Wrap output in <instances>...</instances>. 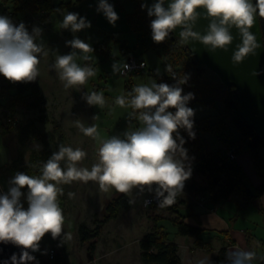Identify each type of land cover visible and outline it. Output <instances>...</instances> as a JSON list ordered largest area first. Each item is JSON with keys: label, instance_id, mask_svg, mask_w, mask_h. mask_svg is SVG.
<instances>
[{"label": "clouds", "instance_id": "9594fccd", "mask_svg": "<svg viewBox=\"0 0 264 264\" xmlns=\"http://www.w3.org/2000/svg\"><path fill=\"white\" fill-rule=\"evenodd\" d=\"M165 4L166 0H157L151 7L141 5L142 9L147 8L149 17H154L150 27L151 38L156 43L165 42L179 27L178 37L182 43L199 42L212 53L217 50L227 52L235 39L232 29L236 28L241 43L232 52L234 66L264 46L251 31L256 18H264V0H169L167 6ZM96 10L113 26L119 20L109 0H98ZM62 15L61 27L74 34L73 39L65 42L72 51L57 55L52 67L63 86L70 89L85 85L96 75L90 63L93 57L89 54L95 50L90 43L75 35L91 28V21L76 12L62 11ZM201 18L209 21L203 33L196 30ZM42 31L33 27L29 32L25 23L17 25L9 16L0 15V74L11 82H32L38 78L41 57L48 55ZM78 59L86 63L80 64ZM112 69L113 74H123L119 62H114ZM123 69L130 70V66L124 64ZM166 71L172 73L170 65L166 66ZM172 78L176 80L175 84L153 81L150 85L134 86L126 95L116 97V105L133 110L129 113V127L101 142L99 161L90 169L78 166V162L87 156L84 150L60 144L58 150L43 162L38 175L18 171L10 178L8 190L0 191V242H11L21 248L19 255L11 256L10 264H39L32 253L40 250V242L48 233L53 239L62 236L64 243L67 235H62L65 216L58 203V197L64 194L62 184L97 181L101 190L114 189L120 193L138 186H148L151 192L155 186L160 207L172 205L183 193L185 182L192 176V158L184 147L186 140L179 130L184 129L195 138V110L188 106L195 94H183L182 85L187 83L188 76L178 79L172 74ZM81 92V98L89 106L103 108L105 105L102 91ZM96 119L98 115L92 117V120ZM132 119L139 121L138 127H131ZM75 126L85 136L99 138L96 124L86 127L77 119ZM36 148L39 150L40 145ZM140 191L143 192L144 188L140 187ZM68 196L72 198L74 193L69 192ZM226 258L229 264H253L257 259L264 261V256L258 257L256 251L242 248L228 250ZM198 264L210 262L205 258Z\"/></svg>", "mask_w": 264, "mask_h": 264}, {"label": "rangeland", "instance_id": "374dc122", "mask_svg": "<svg viewBox=\"0 0 264 264\" xmlns=\"http://www.w3.org/2000/svg\"><path fill=\"white\" fill-rule=\"evenodd\" d=\"M13 1L15 0H0V9L13 6ZM64 1L70 2L71 0ZM72 1L76 2V0ZM109 3L114 5L119 15L115 26L110 24L102 13L97 12L98 0H84L80 5L63 11L79 13L80 16L91 21V28L84 29L75 35L90 43L95 50L94 53L89 54L93 57L90 63L95 68L96 75L89 78L85 85L70 89L63 86V82L60 81L56 70L52 67L57 55L68 54L72 51L65 42L73 39L74 34L61 27L62 12L52 15L47 21L43 20L44 15L24 14L20 16L22 22L32 21L34 27L43 30L42 39L47 45L48 55L41 57L38 81L42 94L48 102V123L38 122L37 126L43 136L53 135L55 140L52 145L55 151L58 150L60 144L84 150L87 156L78 162V166L89 169L98 162L97 153L101 142L113 135L123 133L129 127V113L133 110L130 107L121 108L116 105V97L126 95L137 85H150L153 81L160 83V79L168 75L166 71L167 56H169L167 50L155 48L153 43L156 44V42L150 35L142 36L148 33L147 31L150 32V23L154 17H149L148 12L137 7L132 0H109ZM182 47L180 43H177L176 48L179 51L183 49ZM127 51L131 54L128 58L136 57L144 61L147 64V69L133 77H123L120 73L113 74V63L119 62L122 69L124 61L128 59L125 56ZM77 62L86 63L79 59ZM225 88L219 84V78L207 69L201 86V95L204 97L193 104L196 121L210 118L212 122H218L227 117L228 114L225 113L226 109L222 103ZM81 91L89 93L102 91L106 101L103 108L89 106L81 98ZM2 101L6 103L7 99ZM94 115H98V119L92 120ZM39 117V112H27L24 109H19L17 115V119L22 125H27ZM77 119L81 120L86 127L93 123L96 124L99 138L93 139L85 136L75 126ZM227 122L231 125L230 118H227ZM130 124L132 128H136L139 126V121L132 119ZM232 135L233 140L239 139V133L233 127ZM201 137L208 151L215 152L223 148V144L215 133L204 132L201 133ZM36 145H40V149L43 147L41 142L33 139L27 143L28 150H22L17 131L5 137L0 135V191L8 190V181L13 176L8 165L16 160L23 151L24 159L28 161L31 154L30 148H36ZM242 153L247 154L248 151L245 149ZM242 153L239 158L243 157L242 163H245L248 171L247 186L254 188L253 174H256L254 165L249 155ZM191 183L199 186L204 183V180L191 176L185 182L183 193L178 196L179 200L184 203L179 204L178 210L180 216L186 219V224L194 226L196 222H193V216L188 214L190 196L192 195L189 190ZM64 186L67 199L61 206L65 216L62 235H67L64 243L62 236L53 239L51 233L45 235L40 242V250L34 252L41 256L38 260L39 264H144L140 257L139 241L153 231L156 217L163 218L158 222V225L163 227L171 240L177 241L178 236L175 235L177 229L172 220H180L179 215L168 210L159 211L145 208V199L155 193V186H152L151 192L148 191V186H138L126 193L133 201L132 208L123 210L118 219L102 225L98 238L83 243L79 235V226L85 223L89 228L94 229L100 225V221L106 218L105 191L100 189L97 181L86 183L73 181L70 184H64ZM140 187L144 188L143 192L140 191ZM69 192L74 193L72 198H69ZM252 206L240 212L241 218L239 222L235 221L237 224L235 227L239 230L242 227L252 229L263 237L264 217L257 209L258 203H254ZM233 213L237 215V212ZM253 227L259 228V231ZM92 244L95 245L94 250H91ZM183 249L184 247H182ZM51 250L55 252V259L52 261L44 257L46 252ZM185 253L186 249L184 257Z\"/></svg>", "mask_w": 264, "mask_h": 264}, {"label": "trees", "instance_id": "16d2710c", "mask_svg": "<svg viewBox=\"0 0 264 264\" xmlns=\"http://www.w3.org/2000/svg\"><path fill=\"white\" fill-rule=\"evenodd\" d=\"M132 1L136 3L137 7L142 9L141 0ZM83 2L84 0H76V2L72 0L70 2H65L64 0H15L12 3L13 6L0 9V15L9 16L17 25L22 22L20 16L24 14L32 16L44 15L43 20L47 21L52 15L80 5ZM260 21L264 34V18H260ZM23 23L31 32L34 23L32 21ZM147 32L142 36H151V30ZM177 43L183 46L180 51L176 48ZM153 44L155 48L167 50L169 56H167L166 65H170L172 68V73L168 72L167 76L160 79V83L175 84L176 80L172 78V74H175L178 79L183 78L185 75L188 76L187 83L182 85L183 94L188 92L195 94V99L188 104L189 107L193 108V104L204 97L201 95V86L207 69L199 70L198 63L188 48L179 39H173L172 35L165 42ZM130 55L129 51L125 54L127 58ZM219 84H221L220 81ZM4 99H7L6 103L2 101ZM222 103L226 109L225 113L228 114L227 117L218 122H212L210 118L199 121L194 119V139L188 135L186 130H179L186 140L184 147L188 150L189 157L192 158L190 160L192 176L200 177L204 180V183L199 186L193 183L191 189H195L199 195L209 197L215 204L228 200L235 193H239L247 203H250L264 195V140L239 115L237 91L234 88H225ZM19 109H24L27 112H39L40 117L27 125H22L17 119ZM170 110L175 111L174 109ZM47 111V98L42 94L38 78L32 82H11L0 74V135L5 137L17 131L22 150L27 149V143L33 139L41 142L43 146L39 150L30 148L31 154L28 161H25L23 151L16 160L11 162L8 168L12 175L18 171L29 175H38L43 162L47 161L55 151L52 145L55 140L53 135L50 137L43 136L37 126L38 122L48 123ZM227 118L231 119V125L227 122ZM232 127L239 133V139L237 140H233ZM204 132H213L217 138H225L224 143L229 145L230 149L236 151L235 159H232L224 148L215 152L208 151L201 137V133ZM245 149L248 151L255 171L261 180V184L257 188H253V186L249 188L247 186L249 182L248 175L238 159ZM97 160L99 161L98 153ZM60 186L63 188L64 194L58 197V203L62 206L67 199V195L64 184ZM23 191L26 193L27 189L25 188ZM176 201L179 202L177 203ZM23 203L25 208H27L26 198L23 199ZM183 203L177 196L172 205L165 206V210L179 215L180 220H172L174 227L177 229V235L198 238L204 230L185 223V218L180 216L178 210L179 204ZM132 206V199L126 193H120V195L107 203L106 218L100 221L98 227L91 229L85 223L79 226L81 241L86 243L98 238L101 234L102 225L118 219L123 210L130 209ZM161 219L163 218L156 217L153 231L139 241L141 260L144 264H183L179 254V246L169 238V234L164 231L163 227L158 225ZM94 248L95 245L92 244L91 250H94ZM225 259L226 252L222 250L214 259V264H221Z\"/></svg>", "mask_w": 264, "mask_h": 264}, {"label": "water", "instance_id": "95a60500", "mask_svg": "<svg viewBox=\"0 0 264 264\" xmlns=\"http://www.w3.org/2000/svg\"><path fill=\"white\" fill-rule=\"evenodd\" d=\"M157 0H141V5L146 4L151 7ZM169 0H166L165 6ZM148 12L147 8H143ZM198 11H202L198 9ZM209 21L201 18L196 30L203 33ZM179 27L171 35L173 39H179ZM251 31L256 34L258 42L264 45V34L260 17L256 18ZM232 35L235 37L232 45L227 52L217 50L212 53L206 46L199 42L184 44L198 63V69H208L213 72L220 83L226 88H234L237 91V101L239 103L238 113L249 127H252L258 136L264 140V46L256 50V54L249 55L239 65H233L231 61L232 52L236 45L241 43L239 32L236 28L232 29ZM180 40V39H179ZM120 192L111 190L105 192L104 201H112ZM21 248L11 242H0V264L7 261L10 264V258L13 254L19 255Z\"/></svg>", "mask_w": 264, "mask_h": 264}, {"label": "crops", "instance_id": "0c3cea01", "mask_svg": "<svg viewBox=\"0 0 264 264\" xmlns=\"http://www.w3.org/2000/svg\"><path fill=\"white\" fill-rule=\"evenodd\" d=\"M242 158L238 159L247 173L248 171L245 163H242ZM253 177L255 178L253 179L254 188H257L261 184V180L257 173L253 174ZM192 185L193 183L189 186L190 194L192 195L190 196L188 214L193 216V222H196L194 227H200L204 232L198 238L182 237L175 234L178 236L176 238L177 241H172L179 246V254L183 264H198L201 259L205 258L209 260L210 264H214V259L222 250L227 253L228 250L236 248L254 250L257 252L258 257L264 256V236L261 237L252 229L242 227L239 230L235 227L237 225L235 221L239 222L241 218L240 212L250 206L253 207L254 203H258L257 209L260 215L264 217V195L253 202L247 203L244 197L235 193L228 200L215 204L209 197L197 194L195 189L192 190ZM233 212H237V215ZM184 221L186 223V219ZM253 228L259 231V228ZM182 247H184L183 250ZM221 264H229L227 258ZM253 264H264V261L257 259Z\"/></svg>", "mask_w": 264, "mask_h": 264}, {"label": "built area", "instance_id": "2783aa9c", "mask_svg": "<svg viewBox=\"0 0 264 264\" xmlns=\"http://www.w3.org/2000/svg\"><path fill=\"white\" fill-rule=\"evenodd\" d=\"M124 64H128L130 66V70H124L122 68L123 74L120 73V75L123 77H133L134 75L142 73L143 71H145L147 69V64L145 62L137 59L136 57L128 58L126 61H124ZM218 139L223 144V148L225 149V152L232 159H235L236 151L234 149H230L229 145L224 143L225 138L220 137ZM144 207L145 208H155L159 211L165 210V206L164 207L159 206V201L156 199V194H153L152 196L145 199ZM32 255H34L36 257L37 261L41 258V256L37 253H32ZM44 257L47 258L48 260L52 261L55 259V252L52 250L47 251ZM33 264H34V262H33Z\"/></svg>", "mask_w": 264, "mask_h": 264}]
</instances>
